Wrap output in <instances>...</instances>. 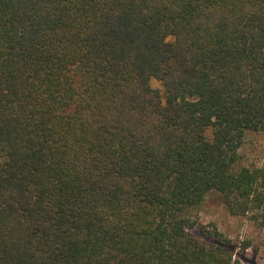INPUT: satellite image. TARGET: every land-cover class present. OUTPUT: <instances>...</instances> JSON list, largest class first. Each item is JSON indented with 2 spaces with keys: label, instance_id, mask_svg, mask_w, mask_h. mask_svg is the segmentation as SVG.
Listing matches in <instances>:
<instances>
[{
  "label": "trees",
  "instance_id": "trees-1",
  "mask_svg": "<svg viewBox=\"0 0 264 264\" xmlns=\"http://www.w3.org/2000/svg\"><path fill=\"white\" fill-rule=\"evenodd\" d=\"M253 132L264 0H0V264H245L191 211L264 228Z\"/></svg>",
  "mask_w": 264,
  "mask_h": 264
},
{
  "label": "rangeland",
  "instance_id": "rangeland-1",
  "mask_svg": "<svg viewBox=\"0 0 264 264\" xmlns=\"http://www.w3.org/2000/svg\"><path fill=\"white\" fill-rule=\"evenodd\" d=\"M152 85L162 87L161 82L155 78L152 79ZM242 153L247 164L264 166V133L248 134ZM191 214L198 222L197 233L201 227L217 228L230 240L237 257H241L245 264H264V228L246 217L229 213L220 193L210 192ZM244 244L250 246L244 249Z\"/></svg>",
  "mask_w": 264,
  "mask_h": 264
}]
</instances>
